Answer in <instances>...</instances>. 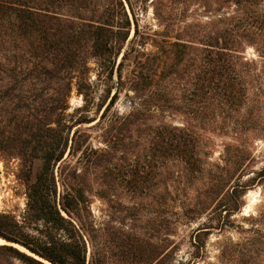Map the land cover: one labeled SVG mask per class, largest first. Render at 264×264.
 Listing matches in <instances>:
<instances>
[{
  "label": "rangeland",
  "instance_id": "rangeland-1",
  "mask_svg": "<svg viewBox=\"0 0 264 264\" xmlns=\"http://www.w3.org/2000/svg\"><path fill=\"white\" fill-rule=\"evenodd\" d=\"M123 3L138 34L132 23L106 68L89 60L87 97L73 80L64 116L86 121L73 127L53 167L55 203L84 234L85 264H264V27L243 22L232 37L234 96L203 97L194 84L198 68H208L202 54L211 49L215 56L231 20L249 21L255 11L264 16V0L239 10L225 0ZM141 74H150L151 84L134 92L136 80L144 84ZM42 91V98L57 95ZM76 128L81 146L69 154ZM165 129L190 140L183 148L192 159L162 142ZM23 170L20 158L0 156V212L20 223L27 210ZM77 187L84 189L83 227L61 206L65 192Z\"/></svg>",
  "mask_w": 264,
  "mask_h": 264
},
{
  "label": "trees",
  "instance_id": "trees-1",
  "mask_svg": "<svg viewBox=\"0 0 264 264\" xmlns=\"http://www.w3.org/2000/svg\"><path fill=\"white\" fill-rule=\"evenodd\" d=\"M225 1L233 3L238 10L259 2ZM127 4L132 13L128 1ZM254 13L249 21L232 18L236 21L231 20V26L225 28L223 43L217 46L214 57L211 49L202 54L200 60L208 68L203 71L200 67L194 75L196 92L201 96L225 100L234 96L230 93L234 86L231 80L235 78L230 75L233 64L227 57L233 50L231 46L235 40L232 37L236 36L240 23L256 29L264 27V16ZM132 23L136 36L138 22L134 17L129 18L123 0H0V156L20 158L27 186L24 223L11 214L0 212V238L6 241L0 244V264H10L12 259L22 264H85L84 234L60 213L55 203L53 167L63 158L73 127L86 121L64 116L67 109L64 98L70 93L73 80L77 91L88 96L86 92L90 86L85 73L89 70V60L95 59L105 68L112 63L114 51L127 39ZM181 44L173 43L178 47H182ZM110 67L112 78L113 65ZM137 77L144 84L136 80L134 92L151 84L150 74ZM62 83L63 87L56 86ZM42 89H52L57 95L42 98ZM110 92L107 89L108 95ZM117 93H113L107 107L115 101ZM172 133V130H161L162 142L181 159H192L193 151L188 150L186 154L183 148L190 140L182 135L173 137ZM78 134L79 129H74L69 154L75 146L80 149ZM161 148L162 152L166 151V147ZM35 162L38 163L36 168ZM33 168L35 173L31 178L28 173ZM260 174L264 176V169ZM70 189L72 191L62 196L61 206L83 227L85 223L81 222L79 208L85 201L84 189ZM27 223L35 226L30 229ZM159 264L191 263L162 259Z\"/></svg>",
  "mask_w": 264,
  "mask_h": 264
},
{
  "label": "water",
  "instance_id": "water-1",
  "mask_svg": "<svg viewBox=\"0 0 264 264\" xmlns=\"http://www.w3.org/2000/svg\"><path fill=\"white\" fill-rule=\"evenodd\" d=\"M16 245H18V244H16ZM22 247V246H21ZM25 249V248H24ZM26 250V249H25Z\"/></svg>",
  "mask_w": 264,
  "mask_h": 264
},
{
  "label": "bare ground",
  "instance_id": "bare-ground-1",
  "mask_svg": "<svg viewBox=\"0 0 264 264\" xmlns=\"http://www.w3.org/2000/svg\"><path fill=\"white\" fill-rule=\"evenodd\" d=\"M0 241H2V240L0 239Z\"/></svg>",
  "mask_w": 264,
  "mask_h": 264
}]
</instances>
